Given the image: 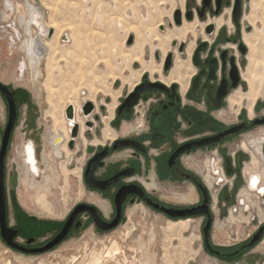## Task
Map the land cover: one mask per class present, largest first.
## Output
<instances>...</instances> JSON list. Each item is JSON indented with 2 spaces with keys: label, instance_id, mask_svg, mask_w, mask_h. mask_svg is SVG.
Segmentation results:
<instances>
[{
  "label": "flooded vegetation",
  "instance_id": "1",
  "mask_svg": "<svg viewBox=\"0 0 264 264\" xmlns=\"http://www.w3.org/2000/svg\"><path fill=\"white\" fill-rule=\"evenodd\" d=\"M34 1L0 0V8H14L19 2L37 8L31 3ZM236 1L222 0L219 13L217 0H211L205 9L203 0L195 8L188 2L184 12L180 8L183 13L181 23L174 22L177 26L185 19L190 24L204 22L191 53L186 40L174 38L163 59L157 54L163 61V75L154 77L144 71L133 88L121 95L108 121L101 119L96 107L86 114L82 110L84 100L72 119L78 124L77 135L73 137L69 131L66 141L60 134L63 140L57 144L59 148L53 146L57 136L48 137V153L34 139H24L19 160L11 154L20 105L27 95L5 83L14 91L17 111L5 159L6 221L16 232L7 236L23 248L4 239L9 247L25 254L47 253L86 227L105 238L140 215L148 219L160 216L166 222H189L195 239L201 242L197 257L205 254L213 264H264V218L257 219L260 206H255L249 196L250 192L264 196V96L251 105L247 78L250 47L244 35L251 34L253 26L244 19V0L241 14L235 17ZM225 6L232 10L227 20L221 14ZM18 9L26 14L22 5ZM188 9L193 12L191 18L185 14ZM31 29L38 33L34 25ZM46 35L45 41H49L54 33ZM169 53L172 56L167 67ZM179 56L185 58V69L180 62L176 70ZM0 94L9 116V102ZM80 115L83 124L76 117ZM79 138L85 143L80 149L82 196L59 220L47 215H55L47 210V204H37L29 197L24 200L20 193L23 187L30 194H45V201L59 185L53 181L41 184L48 178L49 160L56 164L63 151H68L66 144L76 154ZM48 202L59 207L57 202ZM76 209L65 239L50 249L34 251L54 239ZM232 216L236 221L233 219L231 226L236 224L239 229H232L231 235L219 234ZM253 222H258L255 229L241 234V227Z\"/></svg>",
  "mask_w": 264,
  "mask_h": 264
},
{
  "label": "rangeland",
  "instance_id": "2",
  "mask_svg": "<svg viewBox=\"0 0 264 264\" xmlns=\"http://www.w3.org/2000/svg\"><path fill=\"white\" fill-rule=\"evenodd\" d=\"M181 1L50 0L48 5L51 7L47 8L44 7L41 0H36L31 3L42 8L43 23L47 24L49 29L53 24L55 25V29L53 28L54 32L56 29H63L58 42L54 39L57 47L56 54L54 55V52L52 50L50 51V56L53 55L54 57L53 62L57 64L54 66L58 68V72L59 68H61L60 72L64 77L70 75V73L77 74L78 70H74L76 67H70L71 62H73L71 54L74 52H76L74 56L77 55V58H74L76 63L79 62V58L81 57L87 60L90 58L91 65L89 68L86 65H80V67L83 70H92L96 73V76H99L98 79L92 78L94 86L98 88V91L92 93L87 87L85 79L79 82L75 80L73 83L78 88L79 100L85 98V100L93 99L96 110L102 116L101 119L108 121L113 115V111L119 99H121V95H125L133 88L140 80L144 71L154 77L163 75V61L160 62L157 54H160L163 59L165 50L172 49L174 37L169 38V35L178 31L181 26H186L187 29L183 35L179 36V40L183 39L187 41L189 52L191 53L195 38L200 35V31H203L204 22H198L196 20L190 24L185 19L181 26H177L173 21V12L176 8H182L184 12L188 2L195 8L201 4V0ZM174 3L176 6L171 13ZM249 3L250 0H244L243 14L245 15L251 12ZM19 4L26 10V14H29V8L26 2H19L15 4L14 8L9 9L2 6L0 8V27L8 24L12 19L18 18L23 13L22 10L19 11L18 9ZM221 14H223L224 20H227L228 15L232 14L231 7L225 6ZM256 14L261 15L264 19V5ZM169 20H172L173 24L170 25ZM222 20L223 18L218 23H222ZM69 23L72 24V27H77L81 30L82 33L72 34L73 29L67 27ZM162 23L165 27L164 30L160 29V24ZM257 24H261L260 20L257 21ZM131 26H137L138 31L130 29ZM1 31L2 28H0V80L7 85L13 86L15 89L23 90L27 95L25 102L20 105L19 118L12 138L11 154L19 160L24 139H34L36 145L41 144L48 153L47 139L49 133L53 131V121L50 112L52 105L48 91L44 86L48 75L47 61L49 50L45 51L40 65L37 68H31L28 79L21 81L17 77L18 67L14 60L16 50L14 48L11 49ZM66 32L69 33V36L71 35V40L68 42H64L63 39L61 40V37ZM98 32L105 33L109 41L107 43L100 39L99 41L95 35ZM34 34L36 35V33ZM130 35H133L134 40L131 44H128ZM75 37L81 42L87 41L90 49H76V45L74 44ZM41 38L42 41H40L42 43L48 39L46 34H42ZM20 46L22 48V45ZM177 59L179 60L177 61L178 63H183L181 69H185L187 66V63L183 60L185 58L179 56ZM37 71L39 74H36ZM187 71L189 73L191 72L190 69ZM73 78L76 79V77ZM65 79L66 84H69L70 80H68V77ZM62 86L63 84L56 83L52 85L53 88ZM105 91L106 93L111 92L106 94ZM67 101L68 99L59 98L57 100L59 104L57 111L61 112L62 106ZM109 106H112L113 109H110ZM7 121V103L5 98L0 94V147ZM98 123L103 127L102 122L98 121ZM84 145V139L79 138L77 140V149L79 151L76 154L66 144L68 151H63V154L56 159V164L49 160L48 170L46 172L48 178H46V182L41 184L45 185L53 181L54 183L59 182V185L57 184L56 190L43 201V204L48 205L47 210L55 214L47 215L59 220L63 219L72 203L82 196L83 185L80 173L83 163V152L81 150H83ZM22 190L23 192L20 195H23L24 200H29L27 197L34 200L35 194L26 192L27 190L23 189V187ZM249 196L251 197V202L256 204L255 206H260L261 216H258L257 219H263L264 196H259L255 192H250ZM47 199L53 203L57 202L59 207H51ZM45 210L42 209V213L46 212ZM245 215H248V212H245ZM233 219L236 221L235 216H232L224 230H219L218 233L231 235L232 229L238 230V225L234 224L231 226ZM177 223L166 222L160 216L154 219H148L147 216L142 217L140 215L128 226H121L105 234L107 235L105 238L103 236L104 234L94 233L91 227H86L81 232L74 234L60 243L55 250L42 254H25L12 249L6 244L0 232V264H8L6 261L11 264H41L43 262L53 264L57 262L61 264H90L92 252L94 253L96 250L99 252L106 245H109L106 242L108 238L117 240L120 246L126 250L127 255L132 253V244L137 239L143 238L149 246L150 252H156L158 255L156 264H213L205 254L199 253L197 257L201 242L195 239L196 234L193 227H189V223L186 227H182L181 224L177 225ZM239 223L237 222V224ZM257 225L258 222H253L249 227L242 226L240 232L241 234L244 232L248 233L255 229ZM169 227H172V229H169ZM109 262L115 264V262Z\"/></svg>",
  "mask_w": 264,
  "mask_h": 264
},
{
  "label": "bare ground",
  "instance_id": "3",
  "mask_svg": "<svg viewBox=\"0 0 264 264\" xmlns=\"http://www.w3.org/2000/svg\"><path fill=\"white\" fill-rule=\"evenodd\" d=\"M49 1L50 0H42L43 4L46 7H51L48 5L50 3ZM182 1H184V0H182ZM249 4L251 7V12H250V14L245 15L244 19L253 26L254 30L251 34H245L244 38H245L246 43L250 47V52H249L250 53L249 54L250 65L248 68L247 78L250 82L249 97H250V102L252 105V104H255V102L258 98L264 96V19L261 15L256 14V12L261 7H263L264 0H250ZM28 6L30 7V13L29 14H21L18 17L19 22L16 18L12 19L8 24H5L2 27H0V28H2L1 32H2V35H4L5 39L7 40L11 49L14 48L16 50L14 60H15V63L18 67L17 77L21 81H25L26 79H28V77L30 76L31 68H34V67L37 68L40 65L41 59L43 58L44 51L49 50V53H48L49 56H48V61H47V73H48V75H47V78L44 82V86L46 87V90L48 91L50 102L52 105L50 112H51V116H52L51 118L53 121V131L49 133V137H51L53 139L55 136L62 134L63 136H65V139L67 141V138L69 137V131L71 132L72 127L74 125V120L68 119L66 117V115H64L65 109H66L65 106L72 103V104H74L75 110H76L80 107L82 101L86 99L85 98L83 100H79V97H78L79 91H77L78 88H76V85L73 83V81L76 80L77 82H79L80 80L85 79L87 82V87L90 89V91L92 93H96L98 91L97 90L98 88H96L94 86L92 78L98 79L99 76H96V73H94L92 70H88V69L83 70L80 67V65H86V67L89 68L91 65L90 58H89V60H87L84 57H81V58H79V62L76 63V61L74 60V58H77V55L74 56V54H76V52L71 54V59L73 60V62H71L70 67L75 66L76 68L74 70H78L77 74L76 73L75 74L70 73V75H67L64 77V75H62L60 72L61 68H59V72H58V68H56L54 66L57 64H55L53 62L54 57H53V55L50 56V54H51L50 51L52 50L54 52V55L56 54L57 47H56L54 39L58 42L59 37H60L63 29H60V30L56 29L54 32V35H53L54 38L53 37H52V39L49 38V39H51L49 41L44 40V43H42L41 42L42 38H40L41 37L40 34H47L48 30H49V26H47V24L43 23V14H42L40 7L36 8L30 4ZM175 6L176 5L174 3V6L172 8L171 13L173 12ZM37 12H40V13L38 14ZM259 20L261 22L260 25L257 24V21H259ZM19 23H20V25L25 27L24 31L26 32V35H25L26 37H25L24 41H23V37H24L25 32L23 31L22 27L19 26ZM33 25L35 27H37V29H38V33L36 35L33 34V30L31 29V27ZM54 27H55L54 24L52 26H50V28H52V29ZM67 27L73 29L72 34H81L82 33V31L79 30L77 27H75V28L72 27L71 23L67 24ZM130 29L138 31L137 26H131ZM186 29H187L186 26L179 27L178 31L174 32L172 35H169V38L174 37V38L179 39V36L183 35L185 33ZM92 34H94V33H92ZM95 35L97 36L98 40L99 39L101 41L103 40L105 43H107V41H109V39L106 37L105 33H99L98 32ZM70 37H71V35L69 36V33L66 32L61 37V40L63 39V41L68 42L71 40ZM22 41H23V44H22L23 47L21 48L20 45H21ZM74 44L76 45V49H79V48L90 49V45L87 41L81 42L76 37H75ZM24 50H25V52H24ZM166 53H167V51L165 50L164 56ZM14 60H12V61H14ZM179 68H180V63L177 62L176 63V70H179ZM112 73H114V72H112ZM36 74H39L38 71L36 72ZM66 77H68V80H70L69 84H66V79H65ZM73 77H76V79ZM100 77H101V75H100ZM108 77H109V74H108ZM53 83L63 84V86L53 88L52 87ZM99 90H100V88H99ZM105 93H106V91H105ZM59 98L68 99V101L66 103H64V105L62 106L61 112L57 111V108L59 107L57 100ZM88 100H92V99H88ZM114 106H115V104H114ZM109 107H110V109H113L112 106H109ZM76 117H78L79 119L78 118L77 119L81 121V122L80 121L79 122L83 124L82 116L80 115V116H76ZM53 146L56 148H59V145H57V144L53 145ZM34 197H35L34 200L37 202V204H40V203H43V199H45V194L37 193L34 195ZM188 223L189 222H187V221H181L180 223H177V225L181 224L182 227H186V225ZM169 229H172V227H169ZM107 240L108 241H106V242L110 246L106 245L99 252H97V250L94 253L92 252L90 264H112L109 261L115 262V264H156L157 263V258H158L157 253L156 252H150L149 246L147 245V243L145 242V240L143 238L137 239L135 241V243L132 244L133 246L131 245L132 246V253L130 255L126 254V252H125L126 250H124L120 246V244L117 240H113L112 238L107 239ZM104 244H105V242H104ZM6 263L11 264L10 262H7V261H6ZM41 264H53V263L43 262ZM55 264H61V263L57 262Z\"/></svg>",
  "mask_w": 264,
  "mask_h": 264
},
{
  "label": "water",
  "instance_id": "4",
  "mask_svg": "<svg viewBox=\"0 0 264 264\" xmlns=\"http://www.w3.org/2000/svg\"><path fill=\"white\" fill-rule=\"evenodd\" d=\"M221 4H222V0H217V10L216 13H219L220 8H221ZM203 9H205L206 7H210L211 6V0H203ZM197 11L199 12V8L197 9ZM235 17L237 18L241 12H242V0H237L235 5H234V11ZM182 10L180 8H176L173 12V20L176 24H180L181 23V18H180V14H182ZM186 16L187 18H191L193 12L188 9L186 11ZM164 28L163 26H161V29ZM54 31L52 28H50L48 30L49 35L53 34ZM134 40L133 35L129 36L128 39V44H131ZM177 42V41H175ZM182 44V43H181ZM171 56L172 54L169 53L166 56V66L168 67L170 61H171ZM0 91L6 96L8 102H9V116H8V121H7V125L5 127V130L3 132V136H2V142H1V147H0V228H1V235L3 237V239L7 240L9 243L13 244V246L18 247V248H23L22 246H19L17 244H14L11 242V239L8 238L7 233L11 234V237L14 236L15 234V230H12L8 227L7 225V221H6V193H5V159H6V154H7V148L9 145V141H10V137H11V133L16 121V116H17V111H16V104H15V98H14V91H12L5 83H3L0 80ZM95 107L94 102L92 100H87L85 102V104L82 107V110L87 114L89 112H91L93 110V108ZM74 112H75V106L74 104H68L66 109H65V115L68 119H74ZM77 131H78V124H74L71 132H72V136H76L77 135ZM63 140V137L61 135L57 136L54 138L53 143L54 144H58L59 142H61ZM70 146L73 145V142L71 141ZM77 209L76 212H74L71 217L69 218V220L65 223L64 227L62 228V230L57 234V236L52 239L49 243H47L45 246H43L40 249L34 250V251H44L47 249H50L52 247H54L55 245L59 244L62 240L65 239L68 231L70 230L74 220H75V216L77 213ZM263 228H261V230H263ZM259 238V236L257 235L255 237V239L253 240V242H255L257 239Z\"/></svg>",
  "mask_w": 264,
  "mask_h": 264
}]
</instances>
